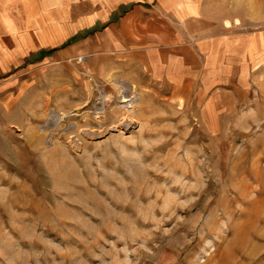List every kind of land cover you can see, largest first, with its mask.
Here are the masks:
<instances>
[{"label": "rangeland", "instance_id": "rangeland-1", "mask_svg": "<svg viewBox=\"0 0 264 264\" xmlns=\"http://www.w3.org/2000/svg\"><path fill=\"white\" fill-rule=\"evenodd\" d=\"M256 80L252 102L208 109L63 72L23 132L0 127V264H264Z\"/></svg>", "mask_w": 264, "mask_h": 264}, {"label": "crops", "instance_id": "crops-1", "mask_svg": "<svg viewBox=\"0 0 264 264\" xmlns=\"http://www.w3.org/2000/svg\"><path fill=\"white\" fill-rule=\"evenodd\" d=\"M263 5L0 0V127L24 130L31 108H45L47 92L60 85L63 72L122 79L142 94L164 87L183 101L196 93L208 109L243 107L264 75V31L240 29L264 20Z\"/></svg>", "mask_w": 264, "mask_h": 264}, {"label": "bare ground", "instance_id": "bare-ground-1", "mask_svg": "<svg viewBox=\"0 0 264 264\" xmlns=\"http://www.w3.org/2000/svg\"><path fill=\"white\" fill-rule=\"evenodd\" d=\"M132 109L133 108V106H132V104L131 105H129L128 107H125V109Z\"/></svg>", "mask_w": 264, "mask_h": 264}, {"label": "built area", "instance_id": "built-area-1", "mask_svg": "<svg viewBox=\"0 0 264 264\" xmlns=\"http://www.w3.org/2000/svg\"><path fill=\"white\" fill-rule=\"evenodd\" d=\"M81 60H82V58H81Z\"/></svg>", "mask_w": 264, "mask_h": 264}]
</instances>
